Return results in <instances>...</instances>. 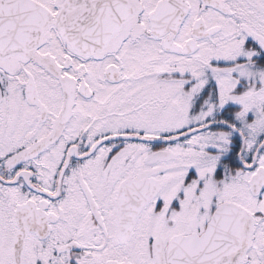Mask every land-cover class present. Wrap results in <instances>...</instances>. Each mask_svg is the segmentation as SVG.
Returning a JSON list of instances; mask_svg holds the SVG:
<instances>
[{"label": "snow or ice", "instance_id": "snow-or-ice-1", "mask_svg": "<svg viewBox=\"0 0 264 264\" xmlns=\"http://www.w3.org/2000/svg\"><path fill=\"white\" fill-rule=\"evenodd\" d=\"M0 264H264V0H0Z\"/></svg>", "mask_w": 264, "mask_h": 264}]
</instances>
